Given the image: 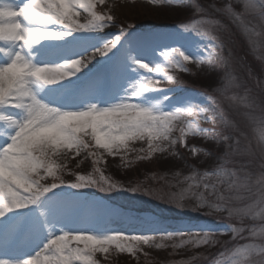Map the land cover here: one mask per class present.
<instances>
[{"label":"rangeland","instance_id":"1","mask_svg":"<svg viewBox=\"0 0 264 264\" xmlns=\"http://www.w3.org/2000/svg\"><path fill=\"white\" fill-rule=\"evenodd\" d=\"M25 3L26 0H0V6L20 7ZM226 9H231V12ZM94 10L113 16L116 22L103 28L82 30H70L59 24L46 25L49 30L69 34L48 37L23 48L25 57L35 65H58L75 58L92 57L80 71L55 84L31 82L29 87L36 97L60 110H83L91 104L103 108L121 102L163 112L179 108L182 110L180 118L172 122L175 127L167 132L161 131L157 121L158 134L152 139V147L156 150L150 155L151 137L148 133L130 142L129 147L114 149L115 155H109L102 147H95L92 137L87 134L83 139L93 147L78 155L70 150H61L53 155L58 176L48 175L41 179L34 175L32 179L41 185H50L54 181L59 183L60 180L68 184L52 189L34 204L10 209L0 216V260L17 264L35 255L55 235L81 230L100 237L113 231L154 237L148 245L141 242V250L135 256L119 252L114 246L108 253L98 252L95 259L99 264H180L187 261L211 264L214 259L222 260L221 252L237 243H245L249 229L264 224V219H252L247 215L242 219L235 215L229 217L227 211L228 208L242 209L252 204L264 192L259 185L250 183L246 190L229 192L225 190L226 185L221 184L209 194L212 190L205 189L204 184L214 181L201 179L204 172H212L222 160L229 161L226 165L229 168L251 173L253 179L264 171V155L256 148L254 139L260 130L245 116V112L253 115L264 112V22L251 10H245L244 0H104L103 3L96 0ZM87 15L81 11L79 22L84 23ZM195 21H201L203 28H210L219 37V43L198 35L192 27L188 30L181 27ZM22 22L27 27L34 26L27 21ZM122 26H127V30L122 31ZM245 26L254 27L261 35L246 34ZM116 37L120 39L107 54L95 52L105 44H111ZM0 47L13 54L21 50L12 42L0 41ZM176 48L190 57L184 68L174 66V62L169 63V59L162 55ZM10 59L11 55L0 52V65ZM137 60L151 67L163 66L166 74L142 69L135 63ZM171 60L182 62L178 54H174ZM229 73L235 75L238 88L228 85ZM146 77L154 78L153 89L141 91L137 82H145ZM134 89L141 94L133 96ZM245 89L249 90L251 98H255L258 105L255 109H246L225 99L233 92L242 94ZM189 108L192 111H188ZM201 108L205 111L201 112ZM0 113L17 120L25 116L22 109L12 106L0 107ZM225 117L236 123L239 131L226 126ZM254 127L257 128L256 133L252 131ZM15 131V125L0 120V149L10 142ZM89 131V127L84 129V133ZM241 132L244 135H240ZM164 134L168 139L163 138ZM249 145L251 151L241 154ZM181 150L192 159L190 164L183 165L177 161ZM89 153H97V156ZM77 174L86 177L91 174L97 186L71 187ZM0 175H3L2 167ZM188 176H195V181L186 180ZM196 182L199 186L186 193L183 201L186 207L179 208L168 202L169 194L182 193ZM113 183L117 188L107 192L100 190V185L111 188ZM133 187L140 191L127 190ZM145 189L163 194L165 199L147 195ZM200 193L210 202L225 204V210L216 212L207 204L192 210ZM221 193L226 197L224 201L216 199ZM237 195L244 198L232 199ZM121 203L129 207L121 206ZM133 207L153 209L165 215H161L163 218L152 217V214ZM232 226L244 228L236 239H232ZM167 232L183 235L162 239L161 234ZM205 233L211 234L217 243L201 246L180 244L182 239ZM157 244L163 246L157 248Z\"/></svg>","mask_w":264,"mask_h":264},{"label":"snow or ice","instance_id":"2","mask_svg":"<svg viewBox=\"0 0 264 264\" xmlns=\"http://www.w3.org/2000/svg\"><path fill=\"white\" fill-rule=\"evenodd\" d=\"M103 3L104 0H99ZM96 0H26L25 5L20 7L0 6V41L12 42L20 46L21 50L14 54L10 50L0 47V52L11 55L8 63L0 65V107L12 106L24 111L22 120L13 116L0 113V120L9 125H15L16 131L8 142L0 149V167L3 168V175H0V216H3L10 209H22L29 204H34L46 193L61 185L68 184L63 180L59 183L54 181L50 185H41L32 177L58 176V166L54 163L52 156L61 150H70L79 154L86 148L93 147L83 139L87 134L92 137L95 147H102L109 155H115V150L121 147H129L130 142L143 138L145 133L150 135L148 155L156 149L152 147V139L158 134L154 126L139 125L133 127L134 122L146 119L155 120L158 115L137 107L130 109L129 104L121 102L109 107H98L96 104L89 105L83 110H60L49 112L40 105L38 98L29 87L33 81L42 82L45 85L55 84L66 77L72 76L75 72L86 66L92 57L75 58L58 65H35L23 54L24 47L38 44L48 37H60L68 35V32L53 31L46 28V25L59 24L70 30H82L92 28H103L112 22H116L111 15L99 14L94 10ZM87 13L84 23L79 22L80 12ZM231 12V9H226ZM233 15H236L233 13ZM237 18H239L237 16ZM22 21L34 25L27 27ZM185 30L192 25L182 24ZM127 26H122L126 31ZM120 37H116L111 44H105L102 49L95 52L101 55L107 54L115 46ZM180 49L165 51L162 55L171 59L174 54L182 58L180 65L183 66L190 60V57L183 54ZM142 69L155 73L166 74L163 66L151 67L143 61H135ZM169 78H172L169 76ZM154 78L146 77L145 82H137L141 91L153 89ZM141 94V92H140ZM188 111H192L191 108ZM204 111L203 108L200 110ZM107 125L105 128L104 126ZM89 127L91 131L84 133ZM162 131V130H161ZM184 142V140H183ZM144 151V149H140ZM97 156V153H89ZM100 171L99 168L96 169ZM42 173V175H41ZM101 179L105 178L101 175ZM97 186L96 180L90 175L77 174L76 181L71 183L73 188ZM100 190L107 192L117 188L113 183L111 188L100 185ZM131 192H138V187L127 189ZM185 190L182 193H171L167 200L179 208H184L186 198ZM147 195H155L159 199L165 196L151 190H144ZM204 201H198L192 210L204 207ZM182 233H162V239H171ZM154 239L148 235H125L113 231L105 236H97L90 232H62L55 235L40 251L17 264H99L95 259L96 253H108L111 246L119 252H128L133 256L141 250L140 243L148 245ZM75 242V246L73 245ZM82 245V247H81ZM157 248L163 244L155 245ZM179 246V245H178ZM198 246V244H197ZM147 256V253H145ZM193 260L196 257L192 258ZM0 264H10L7 260H0ZM176 264V262H170ZM180 264H191L190 261Z\"/></svg>","mask_w":264,"mask_h":264},{"label":"clouds","instance_id":"3","mask_svg":"<svg viewBox=\"0 0 264 264\" xmlns=\"http://www.w3.org/2000/svg\"><path fill=\"white\" fill-rule=\"evenodd\" d=\"M244 7L246 11L251 10L256 15L259 16L260 20L264 22V0H244ZM195 25V32L206 38L210 39L212 41H215L216 43H219V37L212 32L210 28H203L201 27V21H195L193 22ZM211 23V22H210ZM251 32L254 36H260L261 32L256 31L254 27H247L245 26V33ZM211 47V46H210ZM178 49V48H177ZM214 51V49H213ZM184 53H181V56H183ZM211 56V53H209ZM174 66L184 68L185 66L180 65V61H173L169 60V63H173ZM197 66H199V61H197ZM187 70V69H185ZM171 80L172 78H169ZM228 85L230 87H236L238 88L239 85L236 83V77L235 75L229 73L228 75ZM217 91L223 92L222 89H217ZM133 96H139L140 91L133 90L132 91ZM225 99L230 101L234 105L243 106L246 109H255L258 107L257 102L255 98L250 97L249 90L245 89L243 93L239 92H233L231 95L225 96ZM39 103L42 105L45 109H48L49 112L55 111L56 107L49 105L48 103L40 100ZM130 109H135L137 107H143L144 109L152 112V113H159L158 118L155 120L146 119L143 121H138L133 123V127L139 125L141 127L144 126H154L156 128L157 121L159 122V125L161 126L162 131L167 132L171 131L172 128L175 127V125L172 123L174 120H178L180 118V114L182 112L181 109H176L172 112H163L159 111L158 109H153L150 107H144L140 104H129L127 105ZM205 111V109H204ZM245 116L248 118V120L257 125L260 134L257 136H254V139L256 140V148L260 151L261 155H264V112H262L260 115H253L249 112H245ZM226 126H230L236 131H239L238 125L225 117ZM253 133L257 132V128L252 129ZM181 135H183V129H181ZM240 135H244L243 132L240 133ZM163 138L166 140L168 139L167 135L164 134ZM175 143V141H173ZM238 143V140H237ZM251 151V146L249 145V148L246 150V152L241 154H247ZM229 163L227 160H222L220 165L214 169L212 172H204L202 180H213L214 183L204 184L205 189H211L212 191L209 194H212V192H215L217 185H226V191H232L236 190L237 192H240L241 189H248L250 183H254L260 186L261 189H264V171H261L256 174L255 179H253L252 174L248 173L244 169H236V168H229L226 165ZM264 167V165H262ZM241 172L244 174L241 175ZM186 180H193L195 181V176H188L185 178ZM198 187L199 182L193 183L189 185L188 191L191 190L193 187ZM243 195H237L233 196L232 199H243ZM219 201H224L226 197L223 193L218 195L216 197ZM198 201H204L205 204H207L211 209H214L216 212H222L225 210L226 205L222 203H216V202H210L208 201L203 193H200L197 197ZM228 216H236L237 219H242V216L247 215L252 219H264V192H261L258 198L252 202V204L246 206L242 209H235V208H228ZM244 231L243 227H236L232 226V239H236L237 236L240 235ZM242 240H245L244 237H241ZM217 241L212 239V235L209 233H205L203 236H200L199 234H195L194 236H190L188 239H182L180 241V244L186 245V244H193L194 246H201L206 244H216ZM220 257H222V260L214 259L211 261V264H264V224L260 225L259 227L252 226L248 231V239L245 243H237L235 244L231 249H225V251L220 253Z\"/></svg>","mask_w":264,"mask_h":264},{"label":"trees","instance_id":"4","mask_svg":"<svg viewBox=\"0 0 264 264\" xmlns=\"http://www.w3.org/2000/svg\"><path fill=\"white\" fill-rule=\"evenodd\" d=\"M176 159V156L174 157ZM177 161L179 162V164H183V165H187V163H191L192 162V159L190 158L189 155L186 154V152L184 150H181V155L177 157ZM138 171V170H137ZM135 171V172H137ZM118 178H126L125 176H119ZM121 206H124V207H129V206H125L123 203L120 204ZM132 208V207H130ZM133 209L137 210V211H146L148 213H156V214H159V215H162L164 216L165 214H161L159 211H155L153 209H140V208H134Z\"/></svg>","mask_w":264,"mask_h":264},{"label":"bare ground","instance_id":"5","mask_svg":"<svg viewBox=\"0 0 264 264\" xmlns=\"http://www.w3.org/2000/svg\"><path fill=\"white\" fill-rule=\"evenodd\" d=\"M15 6V5H14ZM14 6H11V7H14Z\"/></svg>","mask_w":264,"mask_h":264}]
</instances>
